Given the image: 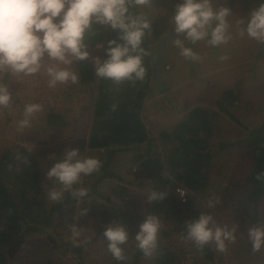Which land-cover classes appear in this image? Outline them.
Wrapping results in <instances>:
<instances>
[{"label": "rangeland", "instance_id": "obj_1", "mask_svg": "<svg viewBox=\"0 0 264 264\" xmlns=\"http://www.w3.org/2000/svg\"><path fill=\"white\" fill-rule=\"evenodd\" d=\"M259 3L260 0H213L214 7L231 10L227 17L231 39L218 47L210 46L206 40L190 44L198 54L197 59H185L179 55L173 42L177 36L181 39L183 36L174 31L172 20L167 23L161 40L149 49L153 72L149 76V87L143 94L142 112L152 139L151 152L160 161L166 160L170 149L162 141L161 132H171L197 109L219 113L214 118L212 140L216 156L212 168L205 172L209 177L208 186L201 194L192 195L187 189L193 207L189 208L188 199L182 202L180 219L187 224L199 218L201 213H211L221 225H236V239L228 242L223 252L216 248L214 242L205 245L214 252V259L204 261L201 255L203 247L187 243L174 233L162 238V231L174 225L168 219L159 218L161 226L157 244H165L166 247L171 243L172 249L183 252L179 253L181 260L177 264H264V248L253 251L247 235L248 226L255 224L252 221L255 215L256 222L264 224V199L258 208L240 205L250 189L251 165L256 156L255 145L252 144L256 138L251 137L252 132L259 130L264 140V44L241 35L243 25L238 21H246ZM101 25L106 31L111 28L110 25ZM86 46L90 53L87 59L95 68L96 57L103 58V44ZM48 63L52 61L45 56L43 64ZM72 67L77 72L75 62ZM0 80L8 85L11 93V104L0 108V156L8 149L13 154L25 150L37 159L48 210L70 194L74 196L72 202L55 211L50 225L52 238L44 233L22 231L20 240L8 253L12 264H133V257L140 249L135 237L147 216L145 209L153 186L152 180L133 175L136 166L131 170L133 173L130 171V161L137 150L114 155L109 171L117 177L103 178L95 185L104 175L101 166L74 185V188L84 187L88 193L92 192L87 198L77 197L72 191L64 192L58 201L48 198L49 189L59 185L48 177L47 171L63 158L65 151L78 148L81 155L98 157L97 153L90 152L87 141L94 118L99 77L89 85L81 84L79 77L74 84L69 82L50 88L46 71L42 68L40 73L31 76L4 71ZM227 90H231L236 97L231 114L238 121L219 109ZM28 102H39L43 108L32 119L30 126L20 128L18 121ZM50 112L61 115L65 124L49 127L47 116ZM237 142L242 143L224 149L220 146ZM99 159L102 162V158ZM126 190L137 198L132 199ZM210 200L216 202L215 207L208 206ZM93 202L100 207L96 211L88 208ZM120 211L128 213L133 219L130 218L127 223L128 219H123L124 213ZM113 213L121 218L117 223L123 224L128 231V241L122 245L123 261L113 257L104 236V230L109 225L104 221ZM73 225L79 232L76 237H73ZM79 248L81 251H75ZM156 250L155 247L151 254L141 252L137 264H151L157 256ZM184 256L186 259L182 260Z\"/></svg>", "mask_w": 264, "mask_h": 264}, {"label": "clouds", "instance_id": "obj_2", "mask_svg": "<svg viewBox=\"0 0 264 264\" xmlns=\"http://www.w3.org/2000/svg\"><path fill=\"white\" fill-rule=\"evenodd\" d=\"M143 4L144 0H0V75L8 71L13 75H36L46 71L50 88L69 82H78L79 75L73 69L75 61L88 58L85 37L93 24L110 25L118 29L120 41L109 40L106 57H96L95 74L99 78L115 82L143 80L147 68L144 57L148 54L143 44L151 22L142 14L133 15L130 4ZM231 10L214 7L213 0H180L172 16L174 31L182 34L174 40L179 55L185 59H197L198 54L190 46L206 40L218 47L231 39L227 17ZM241 35L264 44V0H260L246 21L241 20ZM45 56L52 63L43 64ZM11 104L8 85L0 80V108ZM43 108L39 102L25 103L20 128L31 125L32 119ZM101 160L94 155H81L78 148L63 154L47 171L50 179L59 187L49 189L48 198L58 201L64 192L72 191L77 197L87 195L88 189L74 188L84 176L98 171ZM165 193L152 191L149 200L163 199ZM209 201V207H215ZM160 220L154 214L145 217L136 234L137 246L145 254L156 247ZM73 237L79 235L72 226ZM253 251L264 248V224H253L247 228ZM108 250L117 261H123L122 245L128 241V231L123 224L112 223L104 230ZM186 239L198 247L215 243L223 252L228 242L236 239V225L217 223L211 213H201L199 218L186 225Z\"/></svg>", "mask_w": 264, "mask_h": 264}, {"label": "trees", "instance_id": "obj_3", "mask_svg": "<svg viewBox=\"0 0 264 264\" xmlns=\"http://www.w3.org/2000/svg\"><path fill=\"white\" fill-rule=\"evenodd\" d=\"M179 2L180 0H144L140 5L130 4V12L133 15L142 14L151 22V30L146 32L142 44L148 51L144 57L147 72L143 80L137 81L115 82L100 78L87 146L91 153L95 152L99 158H102L101 172L104 175L95 185H98L103 178L117 177L114 172L109 171L110 162L116 153L137 150L136 155L131 158L130 171L136 166L135 174L131 171L133 175L152 180V191L165 193L163 199L147 202L146 215L154 214L161 220L168 219L173 223L174 226L162 231V238L163 236L168 238L174 233L185 239L187 243H191L186 239L187 224L180 219L182 202L176 196L175 188L181 183L184 185L182 187L188 189L192 195L201 194L206 190L209 177L205 172L212 168L216 156L212 140L215 133L214 118L219 113L197 109L182 119L171 132H161L162 141L170 146L166 160L163 162L151 152L152 139L142 112L143 94L149 87V76L153 72L149 49L161 40ZM109 40L122 42L119 30L110 28L106 31L101 24L94 23L85 37V44L94 47L102 43L104 47L102 56L105 58V49ZM75 65L81 84L89 85L97 80L94 64L91 61L88 59L75 61ZM235 99L233 92L227 90L224 101L219 103V109L231 119L238 121L231 114ZM47 124L54 128L64 125L65 122L61 115L50 112L47 116ZM251 137L256 138L252 143L255 145L256 156L251 165L250 189L240 205L245 208L250 206L258 208L264 199V140L259 130L253 131ZM241 143H223L220 146L224 149ZM126 192L132 199L137 198L132 192L128 190ZM91 193L87 192L83 198H87ZM73 197L70 194L64 201L54 203L53 208L48 210L37 159L25 150L13 154L8 149L2 154L0 156V264L13 263L8 253L20 240L19 235L22 231L25 233L35 231L51 236L53 232L50 230V225L55 211L72 202ZM188 200L189 208H192L191 197H188ZM88 208L96 211L100 207L93 202ZM120 213L124 212L120 211ZM122 216L123 219H128L127 223L130 218L133 219L128 213ZM120 221L121 218L113 213L104 223L112 224ZM252 221L257 224L256 215ZM164 245L156 244L157 256L151 264H177V261L181 260L180 254L183 252L172 249L171 243L166 247ZM75 251L79 252L81 248ZM141 252L144 251L139 249L134 255L133 264L138 263ZM201 255L204 261L214 259V252L205 246ZM185 256L182 260L186 259Z\"/></svg>", "mask_w": 264, "mask_h": 264}, {"label": "built area", "instance_id": "obj_4", "mask_svg": "<svg viewBox=\"0 0 264 264\" xmlns=\"http://www.w3.org/2000/svg\"><path fill=\"white\" fill-rule=\"evenodd\" d=\"M175 194L181 200V202H186L188 199V190L185 187H176Z\"/></svg>", "mask_w": 264, "mask_h": 264}, {"label": "crops", "instance_id": "obj_5", "mask_svg": "<svg viewBox=\"0 0 264 264\" xmlns=\"http://www.w3.org/2000/svg\"><path fill=\"white\" fill-rule=\"evenodd\" d=\"M99 80H100V78H99Z\"/></svg>", "mask_w": 264, "mask_h": 264}]
</instances>
